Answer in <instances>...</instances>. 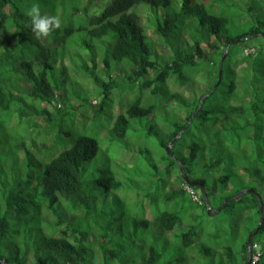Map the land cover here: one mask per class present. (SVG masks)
Instances as JSON below:
<instances>
[{"label": "trees", "instance_id": "1", "mask_svg": "<svg viewBox=\"0 0 264 264\" xmlns=\"http://www.w3.org/2000/svg\"><path fill=\"white\" fill-rule=\"evenodd\" d=\"M223 1L211 0L205 5L195 0H108L96 10H100L97 14L90 13L83 0H49L46 13L61 20L55 33L64 44L61 43L62 51L57 54L37 37L31 18L15 0H0V131L6 134L4 149L8 150V159L20 160L24 165L15 170L19 178L7 182L2 194L0 264H165L167 260H161L170 244L167 233L178 241L176 249L180 255L186 253L174 260L176 264H190L194 260L196 264H244L247 237L259 220L257 196L262 203V223L252 239L251 256L256 255V244L259 256L253 264H264V55L260 48L243 54L250 47L251 39H246L261 34L264 15L258 13L252 20L255 24L230 34L225 27V11L235 5L231 0ZM140 5L146 10H132ZM245 6L247 13L257 9L256 5ZM147 33L162 41L169 54L167 58L158 53ZM228 44L221 78L212 92L218 64ZM71 45L89 55L92 65L88 66L83 59L78 69L86 71L92 86L100 89L101 102L80 101L75 92L70 97L65 95L64 110L58 98L67 92V86H76L68 72V67L78 65L69 52ZM98 51L104 57L96 64ZM76 56L82 59L79 52ZM111 59L126 62V84L137 96L125 112L107 119L105 137L101 138L97 125L111 90L119 86L116 81L101 82L95 70L100 67L108 71ZM227 59L233 61L234 67L245 64L239 75L235 69L225 68ZM203 66L207 69L202 70ZM199 71L203 72L206 91H193L190 99L170 90V81L180 88L193 84ZM74 74L78 75L76 71ZM205 94L201 108L168 156L166 147L186 125ZM82 109L92 113L89 125L85 122L86 114L80 112ZM15 117L17 127L13 129ZM33 117L45 119L43 131H34L37 126ZM67 122L69 132L65 131ZM141 127L146 137L154 138L162 154L150 155L147 149L135 146L136 138L130 133ZM30 130L37 132L39 144L30 138ZM49 138L52 142L47 145ZM106 138L110 145L120 143L121 155L135 157L136 163L144 162L148 168L147 173H141L147 186L141 196L139 190L136 194L142 217L133 225L135 231L139 225L149 227L151 242L146 254L137 252L136 257L129 255L131 236L119 242L109 233L98 235L91 231L89 235L75 225L78 214L91 215L97 221L110 207V198L114 202L121 199L111 193L124 189L122 178L132 159L122 166L115 160L101 165L98 153L108 158V148H102L98 139ZM178 163L191 183L204 186L211 210L238 192L252 191L230 201L219 212L235 214L236 228L242 226L246 236L232 239L238 243L237 248L232 244H220L216 246L219 249L202 245L194 223L197 210L206 211V206L201 196L198 201L188 198ZM189 188L194 194L199 190ZM58 194L72 203L71 216L63 212ZM11 213L19 222L26 221L30 232L29 222L35 216L40 218L43 226L37 229L38 244L26 245L22 250L8 239ZM118 231L122 234L121 229ZM212 237L214 242L222 238L221 233ZM85 242H91L92 248L88 249ZM194 245L196 250L187 253ZM92 249L101 254L100 263L92 262ZM29 253L32 261L28 260Z\"/></svg>", "mask_w": 264, "mask_h": 264}, {"label": "rangeland", "instance_id": "2", "mask_svg": "<svg viewBox=\"0 0 264 264\" xmlns=\"http://www.w3.org/2000/svg\"><path fill=\"white\" fill-rule=\"evenodd\" d=\"M84 1V7L88 8L87 10L90 13H94L97 9L100 7H103L108 0H83ZM196 2H201L205 5H209L211 0H195ZM226 1V0H224ZM223 1V2H224ZM15 3L22 7V9L26 11L32 6L33 3H38L40 5L41 14H47L46 9L47 4L49 3V0H15ZM231 3H233L235 6H228L226 8V15H227V22L225 27L229 31L230 34H237L241 31H244L249 25L253 24L254 18H257L258 13H263L264 15V2H261L260 0H231ZM246 4L257 6V9L252 11L251 13L246 12ZM232 5V4H230ZM140 8L146 10V8L143 5L137 6L133 8L132 10L135 12L141 13L142 11L139 10ZM206 8L209 10V7L206 6ZM97 14L100 13L99 11H96ZM145 18V16H144ZM255 24V23H254ZM143 26L145 27V24L143 23ZM56 29L51 32V34L43 38L41 37L42 42L54 52L59 54L61 52V43L64 44V41H62L58 34L55 33ZM262 35H264V28L260 32ZM148 34V33H147ZM149 38H151L154 42V45L156 49L158 50V53L163 57H168V52L164 48V46L161 44L162 41L158 37H154L151 34H148ZM68 42L66 41V45ZM250 47L249 48H256L259 50V48L262 50L264 55V38L258 37L251 39L249 42ZM53 46H60L54 48ZM78 47H74L71 45L69 47V52L73 55L77 62V66L75 68L68 67V72L71 75L72 79H75L76 86H74L73 89L68 88L67 92L63 93L60 98H58V103L64 107V101H66V96H71L73 93L77 92L79 96V100L83 101L85 100L87 103L90 102L92 104L100 103L101 102V95H100V89L96 86H92L91 79L88 77V74L86 71H80L78 67L84 63L83 59L86 60L88 63V66L92 65V62L90 61L89 55L84 50H78ZM66 52V51H65ZM64 52V54H65ZM79 52L82 55V59L76 56V53ZM244 54V50H243ZM104 53L98 51V55L96 53L95 63L99 64L101 63L102 57ZM245 55V54H244ZM65 63L68 65V60H65ZM233 68L235 69V72L239 75L241 68L245 67L244 63H239L234 67L233 61L231 59H227L225 68ZM207 68L203 66L202 70H206ZM74 71L78 73L74 74ZM129 73V68L126 64V62L117 63L114 60H110V68L108 71H105V69H101L100 67L95 70V74L99 77L101 82L108 83L110 81H116V84L119 86L118 88L111 90V95L109 100L106 102L105 108H104V115L101 119L99 125H97L98 129L97 131L100 132L99 136L101 138L105 137V129L108 126L107 119L110 116H116L120 112H125L127 107L135 100L137 96V92L131 91L125 80V74ZM203 72L199 71L197 74L194 75L193 81L194 83L191 85L186 86L185 88H180L176 84L172 83L171 81L168 83L169 88L172 91L184 93L188 98H192V93L194 92H201L207 90V85H205V82L203 81L204 78L202 77ZM89 79V80H88ZM228 81V78H226ZM63 91V88L61 89ZM76 97V96H75ZM78 99V98H77ZM58 108V105H56ZM88 107V106H87ZM51 111V110H50ZM81 113L86 114V125H89L91 121L92 113L89 111V109H82L80 111ZM52 114H55V111H52ZM179 114H181L179 112ZM182 115V114H181ZM79 117L77 116V120ZM149 120V118H147ZM17 121V117L13 120V126L12 128L15 129L17 126L14 125ZM32 122H34V125L37 127L34 129V131L38 130L39 128L41 131H43V126H45V119L41 117H33ZM146 119H143V124L145 125ZM65 131L69 132L70 129V123H66ZM105 128V129H104ZM144 128V127H143ZM142 127L136 131L135 133H130V136H133L136 138L135 146L138 148L147 149L150 152V155L162 154V151L159 150L158 145L154 138L146 137L144 129ZM104 129V130H103ZM33 130H30V138L36 139L37 144H39V139L36 137L38 136L37 132H34ZM6 134L4 131H0V204L2 205L4 203V197L2 194L4 193V189L7 187V182L12 183L13 180H17L19 178V175H17L15 170H19L24 165L21 163L20 160L13 162L11 159H8L7 157V149H4V142ZM100 142L102 148H108V158L101 155V153H98V158L100 160V164H108V163H115L119 162L120 166H122L123 163H128L131 159V163H128L129 169L128 173H126L122 180L124 179L123 183V190L112 192L111 195L119 196L121 199L118 202L111 201V198L109 199L110 207L107 205V200L105 211L102 213V215L99 217L97 221L95 219H92L91 215L88 217L84 213L83 215H79L77 217V221L75 224V220L72 222L73 225H77L80 228V231L87 232L88 234H91V231H95L98 235H102L104 233H109L113 237L116 238L119 242H123L125 237L131 236L130 241L128 243V247L130 246L129 255L130 257L134 256L136 257L137 252L146 254V248H148L151 240L149 236V227L144 228L143 225H139L137 227V231H135L134 228V221H139L141 219V212L138 210L140 207V200L136 197L137 191L139 190L140 196L142 195V190L146 188L147 181L144 179V176L141 175V173H147L148 168L147 165L144 162H135V157L128 158V155L125 153H122L118 145H110L109 139H98ZM52 142L51 138L47 141V145ZM62 151V150H61ZM20 157L21 155L18 154ZM155 156V155H154ZM17 157V158H18ZM122 158V163L120 159ZM115 160V162H113ZM93 167V164L91 165ZM33 171V167L31 168ZM90 175V172L87 171L86 177ZM85 177V178H86ZM33 179H35L33 177ZM128 191V192H127ZM110 195V196H111ZM197 199L199 198L200 192L198 191L196 194ZM109 196V197H110ZM59 202L62 206L63 212H65V215L68 217L71 216V205L69 199L62 196L61 194H58ZM108 198V197H107ZM106 198V199H107ZM188 198L192 200L191 195H188ZM139 200V201H138ZM38 201V198H37ZM119 203H123V206H120ZM145 205L147 206V202H145ZM113 207V210L111 211ZM123 209V210H122ZM216 209H214L215 211ZM1 213H4V208H1ZM120 213H124L123 215ZM5 214V213H4ZM14 213H11L8 215V219L10 221L11 225V232L8 235V239L12 241V243L17 244L22 250L26 247V245L33 246V244H38V231L37 229H42V222L40 223V218L38 216H35L34 220L30 221L29 224L32 225V231L30 232L29 229L26 228V221L19 222L16 217L14 216ZM77 215V214H76ZM196 215L198 216L194 225L198 228L199 232V239L200 242H202V245L211 247L212 249H215L216 246L222 245H228L232 244L237 248L238 243L233 241L232 239L234 236H241L245 237L244 230L242 229V226L239 228H236V218L235 214L230 215L229 212H222L215 215H208L207 211H203L201 208H199L196 212ZM52 219V218H50ZM96 222H99L96 223ZM99 226V227H98ZM119 229H121L122 234L119 233ZM221 233L222 238L218 239L217 242H214L212 236H218ZM89 234V235H90ZM136 235V237H134ZM166 237L170 240V244L166 246L165 250L163 251V259L161 260L163 262L167 260V263L165 264H176L174 260H176L178 257H184L186 255L182 254L180 255V252L176 249L177 242L176 238L172 236V233H167ZM91 243V242H89ZM88 242H85V246L88 247V249H91L92 246ZM219 249L218 247H216ZM93 250V249H92ZM196 247L195 245L190 248L189 251H195ZM258 251V248L255 250ZM216 256V254H215ZM87 259L89 258L88 255H86ZM129 258V257H128ZM217 258V256H216ZM28 260L32 261V255L31 253L28 254ZM101 261V254L96 249L92 252V262L93 263H100ZM170 261V263H168ZM197 260L191 261L190 264H196ZM186 264V262L184 263Z\"/></svg>", "mask_w": 264, "mask_h": 264}, {"label": "water", "instance_id": "3", "mask_svg": "<svg viewBox=\"0 0 264 264\" xmlns=\"http://www.w3.org/2000/svg\"><path fill=\"white\" fill-rule=\"evenodd\" d=\"M258 37H263L264 38V35L262 34H256L250 38H247L246 40H249V39H254V38H258ZM239 41V40H238ZM231 44V43H230ZM230 44H228L226 46V48L224 49L222 55H221V58H220V61H219V64H218V77H217V81H216V84L214 85L213 89H212V92L215 91V89L217 88L218 84H219V81H220V78H221V74H222V64H223V61L224 59L226 58L227 56V53H228V48L230 46ZM207 95H203L201 98H200V102L197 106V109L194 111V113L192 114V116L190 117V119L187 121L186 125L180 130V132L178 133V135L172 140V142L166 147V154L168 156H171V153H170V149L171 147L176 143V141L179 139V137L182 135L183 131L185 130V128L189 125V123L192 121V119L195 117V115L197 114V112L199 111V109L201 108V105L205 99ZM178 168H179V172H180V175L182 177V180L184 181V183L189 186V187H195V188H198L199 189V192H200V195L204 201V204L206 206V211H207V214L212 216V215H215V214H218L223 208L224 206L229 203L230 201H233L239 197H241L242 195L246 194V193H251L252 191L250 190H246V191H241V192H238L230 197H228L226 200H224V202L214 211V210H211V207H210V203L207 199V196H206V193H205V189H204V186L201 185V184H198V183H191L190 180L187 178V176L185 175V172H184V169L182 167V165L180 163H178ZM257 201H258V210H259V220H258V223H257V226L256 228L254 229V231L249 234V236L247 237V256H246V260L244 262V264H250L251 263V259H252V256H251V244H252V239L256 236V234L258 233V230L260 228V225L262 223V203H261V199L257 196Z\"/></svg>", "mask_w": 264, "mask_h": 264}, {"label": "clouds", "instance_id": "4", "mask_svg": "<svg viewBox=\"0 0 264 264\" xmlns=\"http://www.w3.org/2000/svg\"><path fill=\"white\" fill-rule=\"evenodd\" d=\"M26 15L31 18L32 30L36 33L37 37H48L52 31L61 26L59 16L41 14L40 5L33 3L32 6L26 11Z\"/></svg>", "mask_w": 264, "mask_h": 264}, {"label": "built area", "instance_id": "5", "mask_svg": "<svg viewBox=\"0 0 264 264\" xmlns=\"http://www.w3.org/2000/svg\"><path fill=\"white\" fill-rule=\"evenodd\" d=\"M253 51H254L253 48H246V49H244V54H245V55H248V54L253 53ZM184 189H185V190L191 195V197H192V199H193L194 201H198L197 197L195 196V194L193 193V191H192L188 186H185ZM253 248H254L255 250L257 249L256 244L253 245ZM258 256H259V252L256 251V255L252 257V259H251V263H250V264H253V263L257 260Z\"/></svg>", "mask_w": 264, "mask_h": 264}, {"label": "bare ground", "instance_id": "6", "mask_svg": "<svg viewBox=\"0 0 264 264\" xmlns=\"http://www.w3.org/2000/svg\"><path fill=\"white\" fill-rule=\"evenodd\" d=\"M185 184V183H184ZM199 191V190H198ZM248 194V193H247ZM254 194V193H253ZM199 199V198H198ZM201 199V198H200ZM193 201V200H192Z\"/></svg>", "mask_w": 264, "mask_h": 264}]
</instances>
